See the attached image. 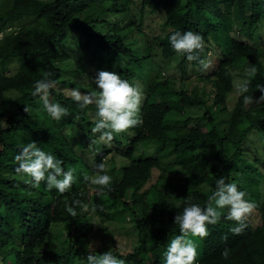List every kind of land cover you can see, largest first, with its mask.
<instances>
[{
    "label": "trees",
    "instance_id": "1",
    "mask_svg": "<svg viewBox=\"0 0 264 264\" xmlns=\"http://www.w3.org/2000/svg\"><path fill=\"white\" fill-rule=\"evenodd\" d=\"M151 15L161 16L160 33L145 30ZM262 28L264 0H0V65L19 63L15 74L0 75V264H87L89 253H105L85 243L93 233L92 212L102 221H132L138 236L132 251L112 250L126 264H164L169 242L181 234L175 216L189 202L206 207L219 178L236 183L256 207L240 235L231 231L237 222L224 218L226 207L221 220L208 225L207 237L190 236L197 245L195 264H264V173L258 152L248 154L264 139V102L243 100L264 95L257 87L264 85V45L254 44ZM188 30L204 39L199 56L210 63L204 72L170 44L174 32ZM72 42L142 86L143 123L123 132L126 141L117 134L109 145L100 141L91 131L95 105L80 109L66 91L92 90L73 79L82 70L64 62ZM159 57L178 60L180 82L164 76ZM252 65L257 71L248 73V92L230 110L233 68ZM44 72L56 82L50 100L68 109L60 120L31 94ZM31 141L63 160L65 170L76 169L70 190L49 191L45 182L33 188L16 173L15 156ZM117 157L124 159L120 167ZM102 160L113 178L111 191L83 180ZM75 199L89 204V211L69 214Z\"/></svg>",
    "mask_w": 264,
    "mask_h": 264
},
{
    "label": "clouds",
    "instance_id": "2",
    "mask_svg": "<svg viewBox=\"0 0 264 264\" xmlns=\"http://www.w3.org/2000/svg\"><path fill=\"white\" fill-rule=\"evenodd\" d=\"M170 44L177 54L186 55L188 61H198L201 65L199 69L201 72L210 67V63L199 56L205 47L201 35L191 30L176 31L170 36ZM256 71L254 65L246 68V72L251 75H254ZM42 75L43 78L35 82L34 91L31 94L40 98L42 109L53 120H60L63 116L68 115V109L60 103L50 100L49 90L56 88V82L49 79L51 73L44 72ZM94 84L96 90L82 92L77 86L72 88L68 94L80 109L95 105L97 119L91 131L99 133V140L109 145L114 134L123 133L143 123L141 105L144 93L138 81L129 82L122 79L120 75L109 71H99ZM234 87L236 92L242 95L248 92L249 81L235 84ZM257 87L261 93H264V85ZM243 100L245 105L261 103L264 102V95H261L258 100L245 95ZM25 112L31 114L28 106L25 108ZM15 161L18 165L15 169L16 173L33 188L38 189L41 182H45L47 190L56 189L60 194H64L71 189L76 181L75 168L65 170L63 160L42 150L35 141L23 146L15 156ZM95 168V174H84V182L96 186L100 192L111 191L110 185L113 178L107 172L106 163L102 160L95 165ZM25 176L30 179H24ZM246 195L247 193L241 191L236 183H226L223 178H219L214 192L208 197L206 207H201L197 203H187L183 211L177 213L174 218V223L179 226L181 234L169 242L164 253V264H195L198 255L197 245L189 237H207L209 234L208 225H216L222 218L220 210L226 207L228 212L224 218L235 221L238 225L231 229L232 233L242 234L247 227V217L256 207L255 203L245 199ZM77 208L88 212L90 206L75 199L67 207V211L72 216H76ZM92 211H95V207L92 208ZM222 255L227 259L229 251L225 249ZM86 259L87 264H126L125 259L118 258L111 250L99 255L89 253Z\"/></svg>",
    "mask_w": 264,
    "mask_h": 264
},
{
    "label": "rangeland",
    "instance_id": "3",
    "mask_svg": "<svg viewBox=\"0 0 264 264\" xmlns=\"http://www.w3.org/2000/svg\"><path fill=\"white\" fill-rule=\"evenodd\" d=\"M161 16L159 15H151L146 17L145 19V30L150 34H157L160 33L161 28ZM11 30H7L4 35L9 34ZM238 35V34H236ZM2 34L0 35V37ZM255 42L254 44L257 45H264V28L260 32H257L255 34ZM65 54V64L68 65V67L82 70V73L80 76H77L76 74L73 75V79H76L81 85L87 86L88 88H92V90L95 89L94 80L97 75V73L101 70L103 71H109L114 72V69H109L106 67V62L98 60L96 58H92V56H89L86 51V49L82 48L80 50V47H78V44L76 42H72L69 44L66 48H64ZM158 61L162 64V69L164 71V76L169 77L173 76L180 82L182 80V74L180 73V70L177 68V59H172L171 61H162L161 58H158ZM19 70V63L16 60H12L9 63H7L5 66L0 65V75H13ZM188 76L191 78H195L196 73L191 68L188 67ZM233 75H234V85L240 84L246 81L248 77V72H246L245 68H233ZM71 89H66L67 92H69ZM241 94H238L236 92V89L234 87L233 92L229 96L228 104L229 109L232 110L235 103L238 100V97ZM118 137L126 141L127 136L124 133L117 134ZM256 142V141H255ZM257 145L255 149L248 150V154L251 155V153H256L257 158H259L258 161L260 165L261 171L264 173V139L263 141L257 140ZM246 145V144H245ZM250 145V143H249ZM248 147V146H247ZM254 150V151H253ZM116 151V150H115ZM166 162H170L173 160L172 157H168L164 159ZM124 162V159H121L117 157V164L120 167V165ZM158 175V171L154 174V179L156 180ZM173 177L174 175H170ZM202 188H205L203 186ZM259 188L261 191V201L264 200V177L259 182ZM93 222H94V228L93 233L90 235V238H88L85 243H89V247L91 251L98 250V248L102 249V252H107L109 250H117L123 253H127L132 251L133 246L137 243V233L135 232V229L133 227L132 221L127 222L126 224L120 225L117 222L112 221H102L99 216H96L93 212L91 213Z\"/></svg>",
    "mask_w": 264,
    "mask_h": 264
}]
</instances>
